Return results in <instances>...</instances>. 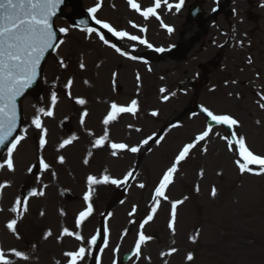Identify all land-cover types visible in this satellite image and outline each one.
<instances>
[{
	"label": "rangeland",
	"instance_id": "rangeland-1",
	"mask_svg": "<svg viewBox=\"0 0 264 264\" xmlns=\"http://www.w3.org/2000/svg\"><path fill=\"white\" fill-rule=\"evenodd\" d=\"M231 1L239 3L238 6L241 5V0ZM258 2L260 3L259 0ZM244 6L246 8L244 11L248 10L249 13H256L257 15L260 11L264 15V9H256L254 4L246 3ZM228 9H232L233 14L226 19L224 18V22L220 19L221 25L227 26L230 21L233 24H238L239 31L251 32V36L261 39L258 36L259 28L256 27L254 20H249L245 12L239 15L240 12L235 6H228ZM67 37L68 35L65 38L67 39ZM67 43L65 42L56 52L58 58L68 60L67 70L54 71L56 68L52 57L45 70V77L55 75V72L64 77L66 75L68 79L73 80L71 89L65 88L66 82L63 83L61 80L53 78V82L58 85L51 86L48 82L42 91V98H37L40 99L39 105L32 106L34 101L30 103V97L25 98L23 102L25 116L34 118L37 108L47 109L50 107V95L52 91H55L58 102L53 109V117L57 120L67 117L73 124L71 133L86 134L64 149H58L59 154L66 156L67 161L60 164L54 160V163L50 164L56 172L55 178L51 176L50 182L45 185L41 179L46 178L47 174L40 175L38 187L42 191L50 192L43 206L44 215L42 218L37 216V223L33 222L32 216H29L22 228L24 233L29 234L23 239L24 242H27L28 247L31 244L32 246L36 244L39 257L37 260H42V263L37 264H57V261L60 264H66L63 253L76 250L82 245L74 237L65 236L58 240L57 237L61 230L67 227L70 231H80L86 239H90L92 235L96 234L101 211H104L107 202L116 199L115 192L120 190H125L121 199L124 203L120 201L113 204L109 212L111 215L109 216L108 213L104 221V224L107 223L109 228V238L108 246L105 248L103 245L101 248L103 251L98 250L101 264H113L114 260L116 264H264V174H241L235 164L237 157L228 151L226 140L221 139L227 134L217 127L215 130L220 129L221 133H211L205 141L200 142L197 147L192 149L189 157L178 166V172L174 175V182L166 190L169 199L167 201L162 200L154 219L143 229L145 234L151 235L153 239L142 246L140 258L133 255L135 239L137 233L141 231L139 223L146 218L151 209L152 193L160 177L171 166L179 150L185 144L193 142L196 135L202 132L205 127L203 120L196 121V118L187 114L184 116L179 114L180 109L184 107L180 105L187 106L183 97L179 96L173 102L169 101L164 105L152 101L156 105L159 104L155 107L160 108V113L158 112L155 117L148 115L144 122L130 115L129 117H121L122 119L127 118L129 122L124 123L127 121L125 119L120 122V125H113V123L109 126V138L111 140H114L113 135L117 133L116 140L118 142H124L127 139L130 146H137L138 144L141 145L144 136L147 138L153 132L159 131L164 125H167L162 128L164 133L161 135L163 139L160 143H153L149 146V153L145 154L143 163L139 165L141 167L135 171V179H131L127 185L120 187L114 185L96 186L92 197L93 215L80 229H75V217L85 207L83 194L87 190L86 177L90 174L99 177L107 170L111 176L123 178L128 171H134L132 166L136 153L125 152L113 161L110 159L111 162L106 158L99 160V158L86 157L89 164H81L80 158L83 152L89 151L92 141L103 134L102 119L109 110V104L106 102L101 103V105L97 103L101 91L96 84L94 74L91 72L80 73L78 70L80 65L78 52L74 48H70ZM252 57L251 63L245 64L241 73L235 65L231 72L244 73L249 77L258 71L264 73L263 40L257 41L256 50ZM107 77L108 75H106ZM104 85L107 86L103 87V95L113 97L114 94L110 85L106 82ZM69 91L71 97L68 95ZM130 92V89L122 91L119 98L125 100L126 94ZM238 92H241L240 87H238ZM149 95L155 99L157 97L156 89L150 90ZM203 97L204 99L214 98L209 93H203ZM76 98L85 99L86 104H76ZM233 100L224 101L221 95H216L214 102L205 105V107L211 108L215 112H235L238 116L237 120L240 122L238 131L241 133L239 135L246 138L247 145L251 151H255L254 154L264 155V109L259 111L255 105H237L232 102ZM84 111H87L89 115L85 117V124L81 126L79 118ZM41 119L53 120L51 117L45 116H41ZM129 125H132L133 128L130 129ZM173 125L176 126L173 127ZM54 127L58 133H65L58 126ZM135 128H139L141 131L136 132L133 130ZM89 132L94 134L91 135V139H88ZM50 133L56 132L53 129ZM35 142L36 139L33 138L27 147H22L23 158L19 164V169L25 168L34 156V145L37 143ZM30 144L32 149L29 150L33 153L28 157L25 155V150ZM77 149L79 150L76 151ZM102 153L104 152L102 151ZM94 154H97V151ZM99 154L103 156L101 153ZM48 160L51 161L50 156H48ZM94 166L97 169H94ZM253 168L254 171H258L255 166ZM0 178H4L2 174ZM16 182L10 187L12 189L6 190L7 194L11 195L15 191ZM139 183H144L145 188L140 189L137 186ZM213 187L216 189L215 197L211 195ZM64 189L76 195L77 198L67 200L61 195ZM185 197H187L186 200ZM35 200V197L28 200V210L30 209L31 212L35 211V206L31 207ZM177 200H182L183 203L177 205L173 231L168 227L171 220L170 202ZM4 201L0 191V209H2ZM134 205L137 207V211L135 215L129 216L128 213ZM61 210L65 213L64 215H61ZM4 219L3 211H0L2 235L5 234ZM130 221H135V223H130ZM47 227L52 231L51 241H46V239L42 241L39 239V234ZM0 243V250H4V246L18 251L21 248L19 242L15 240H1ZM172 248L177 249V251L171 255H161V253L169 252ZM188 253L193 254L194 259L192 261L186 259ZM33 257L35 258V256ZM88 258L89 255L86 256L83 264H88ZM31 260L23 259L22 263L12 261L13 264H32Z\"/></svg>",
	"mask_w": 264,
	"mask_h": 264
},
{
	"label": "snow or ice",
	"instance_id": "snow-or-ice-1",
	"mask_svg": "<svg viewBox=\"0 0 264 264\" xmlns=\"http://www.w3.org/2000/svg\"><path fill=\"white\" fill-rule=\"evenodd\" d=\"M64 0H0V146L7 145L6 158L0 162V169H7L8 172H15V162L14 153L17 150L18 145L26 139L27 129H23V134L13 136V133L17 131L18 127V99L21 98L27 89L31 88L38 79L41 70V61L45 58V54L49 53L50 50L57 49L60 44L63 43L62 40H58L57 31L54 30L53 18L57 16L58 10ZM184 0H178L177 3L173 4L169 0H152V4L147 7H142L137 0H127L128 6L138 13L145 21L155 18L160 21V26L165 28L169 34H171L174 29L163 23L159 10L166 8L171 11L173 8L179 12ZM101 8V4L97 3L94 7L87 9V14L99 25L100 29L107 30L112 36L117 39H127L129 41H137L141 45H145L148 48H152V44L148 43L146 39L141 38L137 35H131L127 31H119L114 28L110 23L102 21L96 17L97 11ZM215 11V9H213ZM85 20H80L79 25L85 24ZM133 28H138L140 32H146L147 29L142 26H138L135 23L129 22ZM87 34H95L99 37V40L104 44L109 45L114 48L117 53L121 56L127 55L126 52L122 51L121 48L117 47L115 44H109V41L105 38V35L98 31L96 28L87 27L81 29ZM59 33L67 34L68 28H60ZM157 52H164V48L154 49ZM130 59H137L135 56H130ZM60 67L64 68L67 65L64 63L63 59L60 60ZM251 63V59H249ZM85 66L83 63L80 64V68L83 69ZM115 75V74H114ZM137 76V80H139ZM87 83V81H85ZM73 85V80L68 79L65 84V88L71 89ZM167 90L161 88L160 92L165 93ZM71 97V92L68 93ZM175 95V93H173ZM163 100L167 101L169 99L168 95H164ZM58 102L57 93L55 91L51 92L50 95V107L47 109L40 107L36 109V115L31 120V127L39 130V150L43 152L48 143L47 141V129L42 123L41 116L53 117L54 107ZM76 104L85 105L86 100L82 98H76ZM259 107L264 109V96H261L258 102ZM140 110L139 102L137 99H132L127 105H121L117 102H112L109 106L107 114L102 119V124L104 126L103 134L92 141V148L101 149L107 147L110 149V155L113 157H118L119 155L128 153H138L142 145H146L150 140H153L152 136L147 137L141 142V145L130 146L128 143L123 142H112L109 138V126L114 122L118 121L122 115L129 114L132 117H136ZM200 112L203 113L207 119L213 123L208 124L207 127L196 135L195 139L191 143L185 144L175 156L171 166L163 172L159 179L158 184L154 188L152 193V206L147 214L146 218L139 223V231L137 233V238L135 239V245L133 250V255L140 258L142 255V246L147 242L151 241L153 237L151 235H146L143 229L145 225L149 224L154 219L157 210L163 201H167L169 198L166 195V190L174 182V175L178 172V166L181 162L185 161L192 149L197 147L200 142L205 141L210 134L213 132V125L215 126H226L230 130L229 134L221 137V139L226 140V146L228 151L232 152L235 159V164L237 165L241 174L244 173H254L256 175L264 174V155L254 154L249 146L247 145L246 138L243 135H239L237 130L240 127V122L235 119L230 114H217L210 110L208 107L201 106ZM89 113L84 111L79 118V123L81 126L85 124V117ZM151 116L155 117L158 115L157 111H152ZM257 123H260L257 121ZM176 125H173L175 127ZM132 129L133 126L129 125ZM136 132H140L141 129H133ZM89 135H94L89 132ZM11 138V139H10ZM78 137L72 135L71 137L64 139L59 144V149H64L66 146L71 145L73 141H76ZM163 137L155 140V143L159 144ZM206 151V149H205ZM89 156L92 155L91 152L88 153ZM57 162L63 164L65 162L64 156L60 155L57 157ZM84 164H88L89 160L87 158L83 161ZM253 166H255L258 171H254ZM38 167L40 173L49 172L51 165L47 162L43 155L37 157L35 164L27 168L28 173H32L33 169ZM53 178L56 177V172H51ZM130 179H135L133 171H128L123 178H116L108 174L105 170L104 174L101 176L88 175L86 177L87 190L83 194L84 209L78 213L75 217V229H80L82 225L93 215L94 208L92 203V197L95 192V188L98 185H114L120 187L122 185H127ZM39 180V176H37ZM6 183L0 184V189L7 187ZM140 189L145 188L144 183H139L137 185ZM199 189L197 188V191ZM43 191H38L32 189L28 193V197L43 196ZM211 195L215 197L216 189L213 187ZM28 197H17L9 209L10 212L16 214V218L10 219L6 225L7 229L13 234L17 233V220L19 219L22 212H27L28 210ZM185 200L187 197L184 198ZM124 203V201H121ZM171 203V220L169 221L168 227L174 231V223L176 219V209L177 205L183 203L182 200L172 201ZM0 211H3L0 209ZM137 207L134 205L132 210L128 213L129 216L135 215ZM65 213L61 210V215ZM43 215V213H41ZM109 216L111 213L108 214ZM130 223H135V221H130ZM92 235L90 239H86L80 231L69 230V228L64 227L57 239H62L63 237H74L75 240L80 241L81 245L76 250H69L63 253L66 258V264H83L87 255H91V249L97 244L98 235ZM52 235L51 231L45 233V239ZM103 242L105 248L108 246L109 238V228L107 223L103 226ZM19 238V237H18ZM87 248V251H86ZM103 251V249H101ZM177 249L172 248L169 252L161 253L164 255H171L176 252ZM11 254L17 258L26 260L27 257L23 252L16 249L11 250ZM188 261H192L194 256L192 253H188L186 256ZM0 264H13V261L8 258V255L0 250ZM57 264H60L57 261ZM96 264H101L100 257H96ZM116 264V261H113Z\"/></svg>",
	"mask_w": 264,
	"mask_h": 264
},
{
	"label": "flooded vegetation",
	"instance_id": "flooded-vegetation-1",
	"mask_svg": "<svg viewBox=\"0 0 264 264\" xmlns=\"http://www.w3.org/2000/svg\"><path fill=\"white\" fill-rule=\"evenodd\" d=\"M114 4L116 5L114 21L118 29L128 32L132 28L130 21L137 25L143 23L135 11L128 6L127 0H115ZM144 4H147V2H144Z\"/></svg>",
	"mask_w": 264,
	"mask_h": 264
}]
</instances>
